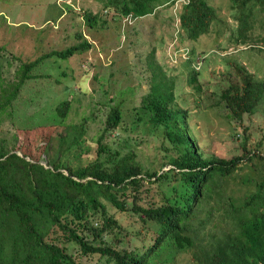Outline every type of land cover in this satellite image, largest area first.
I'll list each match as a JSON object with an SVG mask.
<instances>
[{
  "label": "trees",
  "instance_id": "1",
  "mask_svg": "<svg viewBox=\"0 0 264 264\" xmlns=\"http://www.w3.org/2000/svg\"><path fill=\"white\" fill-rule=\"evenodd\" d=\"M119 1L121 17L144 15L157 5L171 3ZM252 1L264 4V0H230L239 12L241 42ZM101 11L79 13L92 27L105 22ZM215 15L206 0H187L179 11L182 33L197 38L208 30ZM78 47L49 50L23 62L20 76L14 75L10 85L0 76L7 85L0 83V113L10 105L11 111L18 94L25 93L20 90L22 83L40 76L32 73L40 58L66 57ZM233 66L242 80L239 84L229 81L217 102L222 101L228 115L240 123L243 113L253 112L262 101L264 82L254 79L242 65ZM173 100L170 84L154 83L141 96L139 106L147 114L142 124L159 136V143L153 145L161 158L158 166L167 162V169L144 167L135 156L136 142L125 138L120 147L111 148L101 140L120 123L121 111L116 107L106 112L95 155L85 162L81 157L87 149L84 117L53 135L46 124L39 123L17 127L8 138L0 136V264H100L102 257L111 264H165L159 261L161 252L167 251L164 257L170 258V251L185 249L194 264H264V151L242 142L241 153L230 157L205 154L188 128V108ZM69 105L67 98L58 100L56 113L63 118ZM23 135L35 143L34 152L21 144ZM238 168L246 170L239 176L238 190L243 189L239 195L232 194ZM143 182L150 184L142 186ZM150 190L152 198L143 200ZM108 205L135 214L146 224L151 241L143 250L116 246L121 226L108 212ZM66 242L76 246L72 252Z\"/></svg>",
  "mask_w": 264,
  "mask_h": 264
},
{
  "label": "rangeland",
  "instance_id": "2",
  "mask_svg": "<svg viewBox=\"0 0 264 264\" xmlns=\"http://www.w3.org/2000/svg\"><path fill=\"white\" fill-rule=\"evenodd\" d=\"M118 1L0 0V76L9 85L14 75L20 76L18 68L23 62L49 50L79 45L66 57L48 55L36 62L32 73L39 72L40 76L22 83L20 90L25 93L18 94L11 111L10 105L0 113V136L8 138L17 127L39 123L46 124L53 135L84 117L83 144L87 149L81 151V157L85 162L95 155L96 137L101 133L106 112L116 107L121 111L120 123L101 140H106L111 148L120 147L126 139L136 142L135 156L144 167L170 168L167 162L158 166L161 158L153 145L159 143V136L142 124L147 114L139 107L141 96L157 83L170 84L173 101L188 108V128L205 154L230 157L241 153L242 142L253 150L264 151V89L262 101L253 112L243 113L240 123L228 115L222 101L217 102L229 81L239 84L242 80L233 64L242 65L254 79L264 82V4L252 1L255 3L249 10L248 28L241 42L239 12L230 0H206L216 15L208 30L195 39L185 37L178 25L182 0L158 5L125 25ZM82 10H102L105 22L88 27L79 13ZM85 41L88 46H81ZM193 70L197 72L194 81H190ZM3 81L0 83L7 86ZM66 98L70 105L61 118L55 106ZM11 118L15 123L10 122ZM39 143L37 140L36 145ZM21 144L34 152L35 143L30 137L23 135ZM236 171L232 194L239 195L243 191L238 190L242 185L239 176L246 170ZM149 184L143 182L142 186ZM151 192L143 200L152 198ZM115 208L107 207L121 226L116 246L143 250L151 241L146 224L135 214ZM195 226L196 232L201 231L199 224ZM208 228L209 225L205 230ZM137 230L140 232L135 236ZM65 245L71 252L76 247L72 242ZM166 252H161L159 259L165 264H194L188 249L170 251V258L164 257ZM100 264L111 262L102 257Z\"/></svg>",
  "mask_w": 264,
  "mask_h": 264
},
{
  "label": "built area",
  "instance_id": "3",
  "mask_svg": "<svg viewBox=\"0 0 264 264\" xmlns=\"http://www.w3.org/2000/svg\"><path fill=\"white\" fill-rule=\"evenodd\" d=\"M136 16H133V15H131L130 13H127V14H125L123 17H122V22L123 23H131L132 22V20L135 18Z\"/></svg>",
  "mask_w": 264,
  "mask_h": 264
},
{
  "label": "clouds",
  "instance_id": "4",
  "mask_svg": "<svg viewBox=\"0 0 264 264\" xmlns=\"http://www.w3.org/2000/svg\"><path fill=\"white\" fill-rule=\"evenodd\" d=\"M186 1H187V0H182L181 4L184 3V2H186ZM181 4H180V8H181ZM160 5H162V4H160ZM157 6H158V5H157ZM155 7H156V6H155ZM155 7H154V8H155ZM154 8H153V9H154ZM153 9H152V11H153ZM179 11H180V10H179ZM123 16H124V15H123ZM123 16H122V17H123ZM135 16H136V15H135ZM140 16H142V15L136 16V17L132 20V22H133L136 18H138V17H140ZM122 17H121V20H122ZM177 22H178V25L180 26L179 13H178ZM125 24H130V23H126V22L123 23V22H122V25H125ZM180 28H181V27H180Z\"/></svg>",
  "mask_w": 264,
  "mask_h": 264
}]
</instances>
